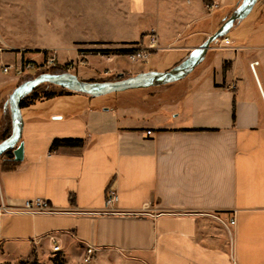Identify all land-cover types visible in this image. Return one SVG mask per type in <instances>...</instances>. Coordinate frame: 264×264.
<instances>
[{"label":"crops","instance_id":"obj_1","mask_svg":"<svg viewBox=\"0 0 264 264\" xmlns=\"http://www.w3.org/2000/svg\"><path fill=\"white\" fill-rule=\"evenodd\" d=\"M241 1L0 0V137L18 82L2 67L37 61L48 49L60 59L67 44L60 15L101 14V36L73 37V46L135 48L154 30L161 49L133 62L148 65L128 69L118 63L124 54L99 56L104 78L129 77L154 70L161 62L151 57L169 51L177 57L169 69L179 64ZM32 28L54 32L36 37ZM225 36L231 43H212L186 77L129 99L106 105L78 93L23 107L24 158L0 169V250H52L55 237L84 264H264V13L236 21ZM92 56L59 61L85 66ZM56 138L84 144L51 150ZM110 187L119 196L115 211L105 208ZM35 198L56 211H10Z\"/></svg>","mask_w":264,"mask_h":264},{"label":"rangeland","instance_id":"obj_2","mask_svg":"<svg viewBox=\"0 0 264 264\" xmlns=\"http://www.w3.org/2000/svg\"><path fill=\"white\" fill-rule=\"evenodd\" d=\"M46 1L49 6L54 4V0H46ZM63 4H65V2ZM260 13L261 14L264 13V0H258L252 12H250V14L247 17L241 19L240 21H237V24H240V22H245L249 24L253 22V20L256 19L257 15ZM46 15L48 16V18L50 16H52L53 18L56 16L59 17V14L57 13H46ZM60 17L62 18V21L66 20L67 27H65V24H63L62 27H60L59 31L65 34L63 35L65 38L64 42L67 44H64V46H62V50L59 54L60 59H57L56 57V61L54 64L49 65L47 63V60L51 54H54L56 56V52L53 49H48L47 50L48 52L45 53V55H42L41 59L37 61H28V62L23 61L19 65L13 64L12 53L6 55L5 60L7 62H12V65H6L9 67L8 72L12 71L14 72V74H16V76L18 77L17 85L21 84V82L23 83V81L32 79L33 77L41 73H46V72L62 73L64 70L65 72H72L77 74L80 79L85 81H107V80L118 79L117 75H112L108 78H104L101 74H99L96 71V68L101 69V66L102 67L107 66V63L101 60V58L99 57L100 55L97 54V52H95L94 50L104 46H109V47H114V46L105 45V44H78L73 46L74 44H70V40L73 37L87 38L85 40L88 41L98 39V37L101 36V14L91 11L89 14H84L83 19H81V16H79L78 14H69V13L62 14L60 15ZM234 30L235 31H232V34L237 31V29ZM27 31L33 32L36 37H42L44 33L50 35V33L54 32L53 29L51 28H38L36 30L32 28V29H27ZM45 40L47 41L49 39H45ZM80 48L83 49L82 52H79ZM77 52H79L81 55L80 61H84L87 55L94 54L98 56H92L85 66L77 65L76 60L67 61L65 63H61L59 61V60H65L67 58L75 57V54ZM26 56L27 58L32 57L31 54H27ZM176 59H177L176 53L173 51H169L164 55V57H162V59L156 56H152L151 63L160 61L161 63L159 62L160 64L154 65L153 69L157 71H165L169 69L172 65L170 61L171 60L174 61ZM70 62L74 63L73 67H70L71 65ZM29 63H31V66L27 67ZM118 63L121 66L127 67L128 69H135L137 67H140L141 64L148 65L147 63H133L128 57H125L124 55H122V57L119 58ZM6 66L2 67L4 73H7L4 71V67ZM19 67L23 68L20 73L17 71ZM125 75L128 76L129 74L125 73ZM156 88L158 87L153 86L143 89H131L123 92H115L98 97L94 96L91 97V99L93 100L94 103H98V104L104 103L106 105H111L116 100L129 99L130 96L139 94L140 92H144L146 90L150 91ZM60 89H61L60 87H56L54 85L47 83H43L40 86V91L60 90ZM76 94L78 93H72L70 95H76ZM7 112L10 118V112L8 108H7ZM3 159L4 158H0V169L5 167ZM35 260L38 261L40 264H84V260H78V261L71 260L69 254L63 250L60 253H54L52 250H47V249L45 250L39 248L38 250L35 251L32 250V252L26 254L12 253L11 251L7 250L6 246L0 250V264H5V263L30 264Z\"/></svg>","mask_w":264,"mask_h":264},{"label":"water","instance_id":"obj_3","mask_svg":"<svg viewBox=\"0 0 264 264\" xmlns=\"http://www.w3.org/2000/svg\"><path fill=\"white\" fill-rule=\"evenodd\" d=\"M258 0H242L224 23L211 34L201 45L179 64L166 71L150 70L134 76L124 77L118 74V79L107 81H85L72 72L41 73L17 85L10 94V109L12 113L11 134L0 142V156L8 150H13L14 160L24 158V142L22 141L24 118L22 113V99L30 94L38 85L48 82L75 92L89 94L95 97L131 89L148 88L172 83L189 75L206 57L211 44L227 33L235 22L245 18L254 8Z\"/></svg>","mask_w":264,"mask_h":264},{"label":"built area","instance_id":"obj_4","mask_svg":"<svg viewBox=\"0 0 264 264\" xmlns=\"http://www.w3.org/2000/svg\"><path fill=\"white\" fill-rule=\"evenodd\" d=\"M146 38L148 39L147 44L143 42L138 47H135L136 49L135 51L125 54L132 62H147L152 51H158L161 49L160 44H159L158 34L154 30L150 32ZM222 40L225 45H228L231 43L230 38L227 36L223 37ZM121 49H132V48H126V47L119 48V47L104 46V47H101L95 50H101V52H97V54L99 55L110 56V55H119L118 51ZM82 51L83 49L80 48L79 52H82ZM105 51H107L108 53H106ZM55 61H56V56L54 54H51L47 60V63L49 65H52L55 63ZM70 64H69L70 67H73L74 63L70 62ZM257 64H258V61H255L251 64V67L254 69ZM30 66H31V63H29L27 67H30ZM22 69H23L22 67H19L17 71L20 73ZM4 71L8 72L9 67L8 66L4 67ZM149 133H151V131H148V134ZM118 200H119V196H118L117 190L114 187H110L107 193L105 208L108 211H115ZM10 211L27 212V213H52V212H55L56 210L49 200L44 199V198H35V199L24 200L20 206L10 209ZM231 223L235 224V219H232ZM51 240L54 243L52 247V251L54 253H60L62 251L61 245L57 242L55 237H51ZM92 254H93V248L92 247L87 248L85 262H89L92 259Z\"/></svg>","mask_w":264,"mask_h":264},{"label":"trees","instance_id":"obj_5","mask_svg":"<svg viewBox=\"0 0 264 264\" xmlns=\"http://www.w3.org/2000/svg\"><path fill=\"white\" fill-rule=\"evenodd\" d=\"M135 50H136L135 48H132V49H121V50L118 51V53L125 55V54H127L129 52H132V51H135ZM94 51L95 52H101V50H94ZM105 52L108 53L107 51H105ZM227 67L228 66L226 65L225 68H227ZM63 72H65V70ZM38 75H36V76H38ZM45 83L54 85L56 87H60L61 89L60 90H43V91H40V86L43 84L42 83L39 86H37L30 94H28L27 96H25L22 99V102H21V107L22 108L25 107V106H28V105L36 102V101L47 100V99H51V98H54V97H57V96H62V95H67V94H72V93H81V92L71 91V90L66 89V88H64L62 86H58V85H55V84H52V83H48V82H45ZM81 94H85V93H81ZM85 95H88L90 97H94V96L89 95V94H85ZM9 98H10V95L8 96V98L6 100V108H8V110L10 112L9 123H8L7 127L5 128V130L3 131V133H2V135L0 137V142L3 141L4 139H6L11 134V131H12V113H11V109H10ZM83 144H84V139H82V138H56L52 142L51 150H56V149H59V148H62V147H78V146H82ZM0 158H4L3 159V162L5 164L4 168H8V167L13 166V165L18 163L17 161L14 160L13 150H8L2 156H0ZM5 264H10V263H5ZM30 264H40V263L35 260V261L31 262Z\"/></svg>","mask_w":264,"mask_h":264}]
</instances>
